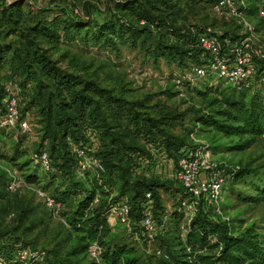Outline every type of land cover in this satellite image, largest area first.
Segmentation results:
<instances>
[{"label":"trees","instance_id":"16d2710c","mask_svg":"<svg viewBox=\"0 0 264 264\" xmlns=\"http://www.w3.org/2000/svg\"><path fill=\"white\" fill-rule=\"evenodd\" d=\"M182 1L194 3L196 0H114L108 10L112 13L102 19H84L64 12L61 17L51 19L35 17L32 24L23 23L25 2L17 0L0 7V71L9 67L26 75V80L35 81L38 104L33 106L46 124V137L52 135V148L47 152L52 170L69 179L62 191L51 196L62 206L73 196H80L76 206L66 215L67 235L52 250L37 248L30 238L34 225L28 219L27 210L20 211L17 226L11 229L0 219V261L3 264H147L136 255L135 246L126 242L128 236L125 240L112 239L108 214L111 207L129 193L127 203L131 207L132 227L143 230L140 221L146 194L151 193V211L157 220L162 208L159 190L164 183L159 177L138 171L154 160L153 148H160L177 164L186 144L170 129L182 114L157 108L158 105L150 106L148 97L129 99L123 91L117 93L92 77L62 68L42 42L58 46L64 41L72 43L79 39L98 49L116 50L121 44L135 46L141 40L140 44L153 60L163 58L179 68L192 69L202 64L207 55L200 48L198 38L208 28L196 24L176 26L168 21ZM198 1L213 3V0ZM244 2L245 12L257 4L264 8V0ZM236 34L224 33L219 38L230 36L234 41L239 36ZM12 35H16L17 40H9ZM178 79L191 91V82ZM253 90L251 86L239 88L223 82L203 90L196 89L203 107L195 109V129L190 133L207 131L236 139L229 150L238 152L247 150L259 138L264 139V94L262 90ZM4 93V88L0 87L1 99ZM92 133L98 138L94 137L95 142ZM76 143L85 144L88 152L104 167L103 173L94 172L92 187L85 188V182L71 179L70 174L77 166L72 152V144ZM15 155V158L21 156L17 152ZM0 157L8 162L15 161L12 157ZM29 163L30 160L18 166L22 168ZM261 167L238 166L227 171L224 173L229 175L226 183L229 181L232 185L255 175L261 177L260 184L252 181L256 192L252 200L264 199ZM26 178L29 183L38 182L35 174H27ZM114 191L117 192L115 197L112 196ZM98 193L100 199L96 204ZM261 229L255 222L234 226L230 220L222 219L221 213L207 217L199 213L189 223L183 240L180 235L174 236L176 252L164 253L168 258L157 257L169 264H264V232ZM93 244L101 249L96 258L89 252ZM24 249L37 254L23 260L20 255Z\"/></svg>","mask_w":264,"mask_h":264},{"label":"rangeland","instance_id":"374dc122","mask_svg":"<svg viewBox=\"0 0 264 264\" xmlns=\"http://www.w3.org/2000/svg\"><path fill=\"white\" fill-rule=\"evenodd\" d=\"M15 1L17 0H0V7ZM21 1L25 2L22 7V17L25 20L23 23L27 24H32L35 17L51 19L56 16L61 17L64 12L84 19H102L112 13L108 10L114 2V0ZM261 9H263L261 4H257L254 9L243 11L241 16H237L227 11L218 13L212 10L209 1L196 0L194 3L182 1L168 21L176 26L181 24L206 25L210 34L218 36L236 32L239 35L237 39H239L242 35L240 32L243 31L241 23L245 20L250 24L252 30L245 31L242 39L247 36L251 44L258 45L264 42V15H261ZM63 38L61 39L63 40ZM226 38L231 39L230 36ZM8 39L13 41L17 40V37L12 35ZM140 41L135 46L121 44L116 50L98 49L94 45L84 44L79 39L72 43L64 41L58 46L42 42V46L49 49L52 59L58 60L59 65L62 68H67L70 72L92 77L103 86L114 88L117 93L123 91V95L129 99L137 100L148 97L150 98L148 105H158L157 108L182 114V118L174 122L170 132L181 138L186 146L197 147L200 144H206L210 148L213 162L217 164V168L222 171L223 175L238 166H250L251 168L263 166V138H259L247 150L238 152L229 150V147L236 143V139L225 138L220 134L207 131L190 133L195 129L194 111L203 107V102L196 95V89L203 90L207 86H215L221 82L224 85L228 84L213 74L203 77L195 76L193 68H179L176 63L167 62L163 58L155 61L140 44ZM231 41L233 40L231 39ZM180 77L184 82H191V91L190 89L188 91L189 87L180 83L178 79ZM25 78L26 75L9 67L0 71V87L4 88L5 92L4 98H0V120L7 114L6 99L14 95L18 100L17 122L11 126L5 125L6 127L3 129L0 128V156L15 158L16 152L21 155H17L15 161L11 162L0 157V219L4 226L11 229L17 226L16 218L20 211L27 210L28 219L34 225L30 232V238L37 248L52 250L54 245L67 235L65 218L76 206L77 198L80 196H73L69 199L67 205L62 206L59 214L55 215L39 195V191L55 195L58 190H63V186H66L69 179L64 174H57L52 169L45 170L35 160L40 152L49 153L52 148V135L50 133L49 137H46V124L42 121L43 117L37 112V107L33 106L38 104V90L35 81ZM252 87L253 91L262 90L264 94V84L253 83ZM20 120H27L30 124V131H21ZM94 137L96 140L98 139L92 133V138ZM151 150L154 160L145 164L144 170L140 169L138 172L159 177L160 181L164 183L159 190L162 208L157 215V220H160L161 223L155 219L158 233L162 234L157 236V233L154 239L149 241L144 230L139 227L128 229L127 224L109 217L108 222L112 227V239L125 240L128 236L126 242L135 246L136 255L140 256L143 261H147V264H169L158 258L156 251L176 252L177 243L174 236L180 235L182 240L185 238L184 228L187 227L188 213L186 210H179L180 202L185 194L175 178L176 165L174 161L160 148ZM28 160H30L29 165L19 168L18 165ZM260 170H264V167H261ZM27 174H35L38 182L29 183L26 178ZM93 174V170L82 174L76 166L70 176L75 182H85L84 187L87 188L92 187V181L95 179ZM227 176L229 175H224L226 180ZM12 177L16 181L14 189L9 187ZM84 178L85 181L82 180ZM259 178L261 177L255 175L253 178H246L245 181H237L232 185L227 181L219 203L202 204L197 210V214L200 213L207 217L221 213L222 219L230 220L234 226L255 222L263 228L261 230L264 232V199L252 200L256 194L252 181L254 184H260ZM116 191H114L113 197L117 196ZM99 195L100 193L95 200L96 204L99 202ZM128 196L129 193H126L121 202H127ZM177 210L180 213L176 214ZM178 214L181 216L175 218L174 216ZM29 251L32 255L37 254ZM30 257L26 259L28 260Z\"/></svg>","mask_w":264,"mask_h":264},{"label":"built area","instance_id":"2783aa9c","mask_svg":"<svg viewBox=\"0 0 264 264\" xmlns=\"http://www.w3.org/2000/svg\"><path fill=\"white\" fill-rule=\"evenodd\" d=\"M211 7L212 10L218 13L227 11L233 15L241 16L245 2L244 0H216L213 1ZM260 13L264 15V8L261 9ZM241 25L243 26V31L240 32L242 34L240 35L241 38L239 37L235 41H231L229 38L220 39L218 35L210 34V31L200 34L198 43L204 54L207 55L203 57L204 62L202 64L193 67L195 76L203 77L213 74L226 83L239 88L252 87L253 83L264 84V42L257 45L251 44L247 36L242 39L245 31H251L252 28L245 20H243ZM17 102L18 100L14 95L6 99L7 114L0 120V126H11L17 122ZM19 126L21 131H30V124L27 120H20ZM72 152L77 159V169L82 174L92 170L98 174L104 172V167L100 160L88 152L85 144H72ZM180 152L181 155L178 157L175 169V178L184 188L186 194L179 206V210H186L188 213L187 227L184 228L186 234L189 223L202 204L212 205L219 203L226 179L222 171L217 168V164L213 162L210 148L206 144H200L197 147L184 146ZM35 160L45 170L52 169L50 158L46 151L40 152ZM15 186L16 181L12 177L9 181V187L14 189ZM39 195L55 215L59 214L62 209L61 202L56 201L54 197L45 191H39ZM146 198L147 201L144 205L140 226L149 241H152L158 233V227L151 211V193H147ZM130 210V205L122 201L111 207L108 217L127 224L128 229H130L132 227ZM190 250L191 248L188 247L187 251ZM89 252L91 257L96 258L100 254L101 249L96 244H93ZM156 254L157 256L168 258V255L164 254L162 250H157ZM30 256V251L24 249L20 258L26 259ZM0 264L3 263L0 261Z\"/></svg>","mask_w":264,"mask_h":264}]
</instances>
